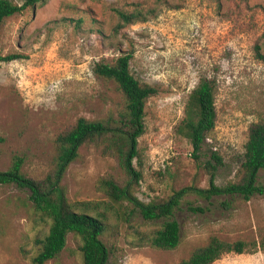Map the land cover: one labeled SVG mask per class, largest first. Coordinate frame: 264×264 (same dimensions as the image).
Here are the masks:
<instances>
[{"label":"rangeland","instance_id":"obj_1","mask_svg":"<svg viewBox=\"0 0 264 264\" xmlns=\"http://www.w3.org/2000/svg\"><path fill=\"white\" fill-rule=\"evenodd\" d=\"M117 10L142 11L147 20L120 27ZM127 52L133 54V75L158 89L145 107L138 142L144 176L136 195L147 202L183 186L207 187L213 152L223 158L215 171L217 185L239 181L249 127L264 120V0H46L6 18L0 54L22 57L0 62V170L21 156L23 171L44 179L55 168L60 133L81 117H118L125 96L94 67ZM202 77L216 81L217 117L196 158L177 128ZM107 175L126 178L117 157L88 145L61 184L72 203L103 202L107 196L98 180ZM258 183L264 187V170ZM115 208L101 206L108 215L102 239L110 264H179L213 236L248 246L212 264H264V193L250 199L186 195L174 216L181 226L174 249L140 245L135 238L158 229L164 219L146 220L128 201ZM46 228L29 191L0 184V264H32L35 238ZM46 264H84L79 238L70 233L63 251Z\"/></svg>","mask_w":264,"mask_h":264},{"label":"trees","instance_id":"obj_2","mask_svg":"<svg viewBox=\"0 0 264 264\" xmlns=\"http://www.w3.org/2000/svg\"><path fill=\"white\" fill-rule=\"evenodd\" d=\"M46 0H23L21 4L13 0H0V28L6 18L35 8ZM121 19L118 26L146 21L142 11L128 12L117 10ZM257 48H259L257 46ZM260 57L263 58L261 54ZM18 53L0 54V62H10L21 58ZM131 52L120 55L115 62H98L94 71L98 76L114 80L125 96V109L118 117L104 120L78 119L73 128L60 133L57 137V159L54 170L44 179H35L23 171V158L16 156L7 170H0V184L16 185L29 191L39 219L48 228L35 238L37 253L32 256V264H46L56 258L66 247L68 235L73 233L79 238V249L84 264H110V249L102 239L107 229L108 215L101 210L103 204L123 205L125 201L133 206L146 220L164 219L158 229L151 232H138L135 236L140 245H151L160 249H174L181 241V226L174 218L176 212L188 194H197L210 200L214 196L241 194L250 199L256 193H264V187L258 183L259 171L264 170V120L253 122L249 127L245 144L244 160L241 164V178L220 186L215 182V171L223 164L218 152H213L210 162V178L207 187L183 186L167 198H151L143 201L136 190L143 180V169L138 148L139 137L145 132V107L148 99L158 93V89L137 79L130 69ZM216 81L202 77L192 90L177 132L190 140L194 157H199L207 133L216 125ZM95 145L102 148L103 154L118 158L126 178L121 181L112 175L98 180L99 189L107 200L103 202L85 201L81 204L69 201L61 181L83 146ZM136 160L139 162L136 163ZM113 203V204H111ZM204 211L202 207L194 208ZM248 244L243 240L228 242L217 236L196 248L192 254L179 264H212L223 254L243 253Z\"/></svg>","mask_w":264,"mask_h":264}]
</instances>
